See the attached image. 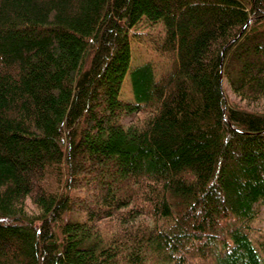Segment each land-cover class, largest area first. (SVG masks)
Listing matches in <instances>:
<instances>
[{
	"label": "trees",
	"instance_id": "1",
	"mask_svg": "<svg viewBox=\"0 0 264 264\" xmlns=\"http://www.w3.org/2000/svg\"><path fill=\"white\" fill-rule=\"evenodd\" d=\"M263 100L264 0H0V264H264Z\"/></svg>",
	"mask_w": 264,
	"mask_h": 264
},
{
	"label": "rangeland",
	"instance_id": "2",
	"mask_svg": "<svg viewBox=\"0 0 264 264\" xmlns=\"http://www.w3.org/2000/svg\"><path fill=\"white\" fill-rule=\"evenodd\" d=\"M162 26L157 23L148 25L141 20L128 31L130 44V64L121 85L120 98L123 100L133 101L128 73L132 67L140 63L149 61L153 66V72L156 78L166 74L172 66L173 56L170 52L160 51L156 45L161 40ZM223 89L226 99L230 103L244 104L242 100L231 91L226 80H223ZM264 108V100L258 105ZM127 120V119H125ZM260 225L264 226V210L261 213Z\"/></svg>",
	"mask_w": 264,
	"mask_h": 264
}]
</instances>
